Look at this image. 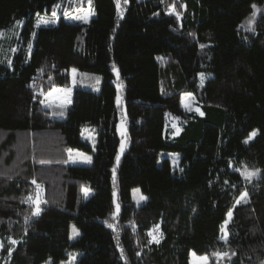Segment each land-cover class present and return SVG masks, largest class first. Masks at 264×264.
Returning <instances> with one entry per match:
<instances>
[{"label":"trees","instance_id":"obj_1","mask_svg":"<svg viewBox=\"0 0 264 264\" xmlns=\"http://www.w3.org/2000/svg\"><path fill=\"white\" fill-rule=\"evenodd\" d=\"M64 3L0 0V264H60L68 253L76 264H189L190 251L264 264V0H119V11L117 0H90L87 23L68 19ZM70 69L99 89L77 84L56 119L42 95L67 85ZM113 69L127 139L118 162ZM182 93L193 94L188 109ZM83 126L96 131L92 162L67 164V149L92 152ZM165 152L179 153L176 169Z\"/></svg>","mask_w":264,"mask_h":264},{"label":"rangeland","instance_id":"obj_2","mask_svg":"<svg viewBox=\"0 0 264 264\" xmlns=\"http://www.w3.org/2000/svg\"><path fill=\"white\" fill-rule=\"evenodd\" d=\"M62 8L68 12V13L66 12V15H67V18L70 19L71 21H83V20L74 19L73 17L78 16V15H82L83 12H85L89 8H91V5L89 3V0H65V3L62 6ZM91 10H92V8H91ZM47 16H48V18H50L49 20L54 21V20H56L57 14L55 13V16H53V13H52V14H48ZM252 18L253 17H251L250 19H252ZM89 19L90 18H88V21H89ZM113 72H114L113 83L115 84V87L117 89L116 105L118 107L119 116H120V118L117 122V126H116L117 135L119 137V145H118L117 154H116V161L118 162L119 160H117V156H119V159H120V157H121V155H122V153L126 147L127 139H126V121H125V117H124L125 107L123 105L122 96H121L122 85L119 82V76H118V72L116 71V69L115 70L113 69ZM69 73H70V80H69L67 85L54 86V87L48 89L47 91H44V93L42 95L41 101H44L43 104L46 107H48L50 110H52L51 116L56 118V119H61V118L65 117L64 111L71 103L73 89L77 84L81 85V86H88V85L92 86L94 90L99 89V83H98L99 79L97 80V77L86 75L84 73H80L77 70L75 72H73V69H70ZM187 94H189V93H182L181 94L180 105L183 109H188L189 107H191L193 105V101H194L193 94L190 93L191 94L190 97ZM117 96H119V102H117ZM186 105H187V107H186ZM60 112H63V115H59ZM166 128L167 129L171 128L173 130L174 134H178L181 131V126L178 124L177 118H175L173 116H170L169 119L167 120ZM80 138L82 140L87 141L90 144V146L92 148V152H86V151H82V150H79L76 148H72V149L70 148L72 151H71V154H69V151H68L69 149H67L66 154H65L67 164H79V165L91 164L92 153H93V151L95 152V149H96V131H95V128H93L91 126H83L81 128ZM122 140L124 141L123 151H121V141ZM163 154H167L170 156V158L172 159L171 160L172 161V170L176 169L179 165V158H180L179 153H177V152H165V153H162V155ZM86 158H90V159H86ZM83 190H84L83 199H87L92 194V190L88 187H84ZM85 191H87V195H85ZM114 193H115V196H114V212H113V214H117L119 212V210H117V205H119V204L117 203V200H116V198H117L116 190L113 191V194ZM37 195L39 196L40 204L42 202V200L40 198V193L37 192L36 195H34V197H33V208L31 211V215H37V214H34V213H36V208H37V205L34 203V201L37 198ZM131 197H132V200L136 206L142 205L146 200V197L142 193L140 187L132 188ZM40 204H39V209H41ZM230 218L227 215L226 220L229 221ZM225 221L222 225V228L225 227ZM222 228H221V231H222ZM73 229L76 230L74 225L71 226V232H70V238L71 239H74L75 237H77V235H79L77 230H76V232L78 234L73 235ZM150 233H152V235H150L151 241L158 240L159 239V237H158L159 236V224L154 225L150 229ZM153 236L156 237V240H153ZM191 253H195V252L190 251L188 261H189V264H194L195 258L191 255ZM195 254L197 257L207 256L208 257V264H210L211 260H210L208 255L197 254V253H195ZM78 257H79V255L76 253H68L67 259L64 262H61L60 264H76ZM42 264H46V263L44 262Z\"/></svg>","mask_w":264,"mask_h":264},{"label":"snow or ice","instance_id":"obj_3","mask_svg":"<svg viewBox=\"0 0 264 264\" xmlns=\"http://www.w3.org/2000/svg\"><path fill=\"white\" fill-rule=\"evenodd\" d=\"M89 3H90V0H89ZM55 7H59V5H55ZM252 7H253V9H254V11H253V13H252V17H253V19H250V20H249V25H251V24L253 23V20H254V18H255V16H256V12L258 11V10L256 9V5H252ZM119 10H120V9H119V0H117V11H119ZM170 10L175 11V7H174V6H170ZM91 15H94V12L91 10V8H89L87 11L83 12L82 15H78V16H75V17H73V18H74V19H77V20H83L85 23H87V22H88V18H89ZM53 16H55V12H53ZM177 17H179V13H177ZM53 22H54V21H53ZM17 23H20V22L17 21ZM41 23H48V21H45V20L41 19ZM0 35H3V33H0ZM114 70H115V69H114ZM75 71H76V70L73 69V72H75ZM201 76H202V80H203V74H201ZM98 79H99V78H97V80H98ZM187 95H188L189 97L191 96L190 93L187 94ZM117 102H119V96H117ZM41 103H44V101H41ZM186 107H187V105H186ZM197 110H198V109H197ZM201 114H202V113H201ZM59 115H63V112H60ZM254 135H255V133L250 134V136L248 137V140H251L252 137H253ZM248 140H246L245 143H247ZM123 148H124V141L122 140V141H121V151H123ZM68 151H69V154H71V151H72V150L69 149ZM86 159H90V158H86ZM117 160H119V156H117ZM41 163H44V162L42 161ZM259 172H260L259 169L255 170V171H245V172L243 173V175H244V177H245L246 180H250L251 177L258 175ZM113 173H114V176H115V169H113ZM33 183L35 184L36 181L33 180ZM37 187H39V186H37ZM85 195H87V191H85ZM113 195L115 196V193H114ZM247 195H248L247 192H242V193L240 194V197L236 200V203H237V204H240V203H242V202L246 203V202H247ZM28 199L31 200L32 197H29ZM34 203L37 205L36 213H34V214H38V213H39V210H40V209H39L40 200H39V196H38V195H37V198H36V200L34 201ZM117 210H119V205H117ZM228 216H229V218L231 217V212L228 213ZM25 219H28V217H25ZM227 224H228V221L226 220V221H225V227L222 228V235H221V237H220L222 240H225V241H227V239H228V233H227V231H226V226H227ZM157 227H158V226H157ZM76 234H78V233L76 232L75 229H73V235H76ZM149 235H152V233H149ZM153 240H156V237H155V236H153ZM156 242L158 243L159 241L156 240ZM11 243L14 244V243H16V241L13 240V241H11ZM0 246H2V245H0ZM191 255L195 258V262H194V264H208V257H207V256H200V257H197L195 253H191ZM212 255H213L218 261H223V259H224L225 257H228L229 259H231V257L229 256V253H228V252H220V251H217V252H214ZM232 255H235V253H232ZM73 259H74V258H73Z\"/></svg>","mask_w":264,"mask_h":264}]
</instances>
